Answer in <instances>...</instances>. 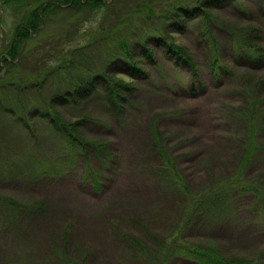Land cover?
Here are the masks:
<instances>
[{
  "label": "rangeland",
  "instance_id": "374dc122",
  "mask_svg": "<svg viewBox=\"0 0 264 264\" xmlns=\"http://www.w3.org/2000/svg\"><path fill=\"white\" fill-rule=\"evenodd\" d=\"M171 1L64 5L39 27L54 40L13 61L5 45L14 19L0 12V264H193L168 255L173 242L264 264V0L191 1L179 29H164H173L190 66L144 41L160 21L137 13ZM120 21L140 75L120 60L101 70L118 56L105 45ZM246 47L257 48L254 64L236 58ZM57 49L63 68L34 81L56 64ZM101 71L132 90L114 103L95 77ZM92 76L74 102L51 100ZM46 109L93 145H68L40 115ZM11 202L38 211L16 213L5 208Z\"/></svg>",
  "mask_w": 264,
  "mask_h": 264
},
{
  "label": "trees",
  "instance_id": "16d2710c",
  "mask_svg": "<svg viewBox=\"0 0 264 264\" xmlns=\"http://www.w3.org/2000/svg\"><path fill=\"white\" fill-rule=\"evenodd\" d=\"M107 0H0V12L9 13L14 21H12V26L8 28L7 36H9L8 45H5V54L7 60H14L17 54L24 53L27 50L29 51L31 47L36 45L40 47L43 43H45V40H54L51 35L45 34L42 36V32H40L39 27L44 21L46 14L53 12L54 10L60 8H64V5H67L69 7H72L73 9L76 8L78 11L83 10L85 8H88L89 10L93 11L97 8L99 9H106V3ZM112 1V0H110ZM195 3L196 5L200 6L201 4H211L213 3L212 0H173L170 3H168V6H165L163 9L160 10H154L151 8V6L147 5V7H143V14L141 13V10L139 13H137V16L141 17L142 19L148 18H155L160 21V25L158 28H154L153 30L147 32L144 34L145 42H153V44L158 46H163L162 49L164 50V53L166 56L169 57V59L172 58V60L177 63H185V65L190 66V61L188 59L189 55H187L185 48L182 45H178L174 42V35L171 33L173 29H179L177 28L179 24V20L182 19V15H189V12L187 10L190 2ZM193 9V10H191ZM190 11H193V13H199L201 14L205 19L209 18V13L203 12L199 8H191ZM195 10V11H194ZM127 24L117 23L114 29H110L112 35L110 37H113V39L110 40L109 43H107L105 46H108L110 48L115 49L118 53L117 57H110L108 56V53L105 56L106 63L102 64L103 69L101 67V70H104L106 68L109 69L108 66L112 63L119 62V60L122 63V66H124L125 69L128 70L129 75H140L142 74L141 68H139L132 60L131 58V50L132 47L135 45L130 41V37H127ZM171 29V31H168L167 34H165L164 29ZM99 31L97 33L98 36H102L103 34H100ZM55 39H61V35L59 37V33L55 34ZM101 39H98V37L94 40L96 42H99ZM92 41V42H94ZM101 44V41H100ZM140 47H142L143 53H145V56L150 58V54L148 52V48H146L144 45L139 44ZM37 47V48H38ZM50 49V48H49ZM257 48H251L246 47L243 49H237L236 50V58L238 60H244L248 59L249 62L255 63L258 58V52H256ZM58 55L56 57V61L54 65L46 64L44 66V69L42 70V73L36 74V76L33 77V80L36 81V78L39 77V75L42 77L43 75H46V72H52L53 70L62 69V64L65 63V55H62V52H60L58 49ZM50 53L47 52V50L43 49L41 53L43 54ZM112 54V53H111ZM45 55V54H44ZM113 55V54H112ZM5 57L0 58V62L4 61ZM149 60V59H148ZM64 65V64H63ZM212 71L215 72L216 68L215 65L211 66ZM101 71L98 72L96 76L100 80H102L103 88L107 93V97L110 98L111 101H114V103L120 101V98H122L121 91L129 90L128 84H124L123 81L117 80L115 83L113 80L108 79L105 77V75L102 74ZM93 77V78H92ZM91 78L84 79L85 81L78 80L77 83L72 86V83L68 90H62L58 92V95H54L52 97V101L55 103L61 102V103H68L69 101L74 102L79 95L89 93L88 89L91 87V83L95 81V77L92 76ZM93 80V81H92ZM120 81V82H119ZM38 110V109H37ZM45 112H41L40 115L42 117H45L49 123L52 126L53 130H55L57 133H60L61 135H64V140L67 142L68 145L72 147L80 148L81 146H87L91 147L93 144L86 145L84 142H80L76 138L73 137V134L69 131V128L62 123V121L59 120V115L56 112H52L50 109L44 110ZM99 149H102L105 151L104 146H99ZM98 148V147H97ZM166 162V160H164ZM90 170H87V177H89ZM92 175V185L98 190L99 188V182L97 180V175L95 173H90ZM253 188H250L249 191H251ZM36 205L32 204V207L29 209L23 208V206L15 205L14 202L7 203L6 209L14 210L17 212H36L38 211L36 209ZM173 242V241H172ZM173 245L170 247L169 256H174L177 258H183L185 261L192 262L193 264H258L257 262H251L247 260L242 259H236L233 257L232 259L228 260L226 258H222L220 255H218L215 251H211L206 249L203 246H186L183 244V242L180 243H172ZM168 244H166L165 248ZM164 248V250H165Z\"/></svg>",
  "mask_w": 264,
  "mask_h": 264
},
{
  "label": "bare ground",
  "instance_id": "6f19581e",
  "mask_svg": "<svg viewBox=\"0 0 264 264\" xmlns=\"http://www.w3.org/2000/svg\"><path fill=\"white\" fill-rule=\"evenodd\" d=\"M43 236V235H42Z\"/></svg>",
  "mask_w": 264,
  "mask_h": 264
}]
</instances>
